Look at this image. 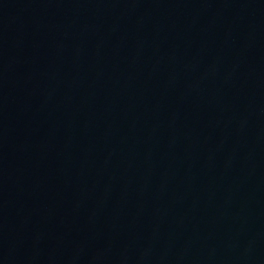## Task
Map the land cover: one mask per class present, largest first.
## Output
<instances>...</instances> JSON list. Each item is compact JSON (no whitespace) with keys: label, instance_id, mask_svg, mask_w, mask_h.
Returning a JSON list of instances; mask_svg holds the SVG:
<instances>
[{"label":"water","instance_id":"1","mask_svg":"<svg viewBox=\"0 0 264 264\" xmlns=\"http://www.w3.org/2000/svg\"><path fill=\"white\" fill-rule=\"evenodd\" d=\"M0 264H264V0H0Z\"/></svg>","mask_w":264,"mask_h":264}]
</instances>
